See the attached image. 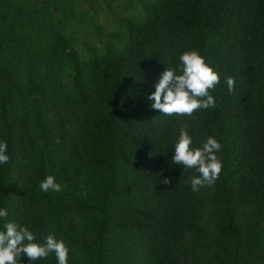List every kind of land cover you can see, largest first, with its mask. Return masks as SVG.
I'll return each mask as SVG.
<instances>
[{
	"label": "trees",
	"instance_id": "trees-1",
	"mask_svg": "<svg viewBox=\"0 0 264 264\" xmlns=\"http://www.w3.org/2000/svg\"><path fill=\"white\" fill-rule=\"evenodd\" d=\"M190 49L221 73L216 106L163 115L148 96ZM185 124L222 145L199 191L172 161ZM0 141V208L68 264H264V0H0Z\"/></svg>",
	"mask_w": 264,
	"mask_h": 264
},
{
	"label": "clouds",
	"instance_id": "clouds-1",
	"mask_svg": "<svg viewBox=\"0 0 264 264\" xmlns=\"http://www.w3.org/2000/svg\"><path fill=\"white\" fill-rule=\"evenodd\" d=\"M179 60V71L169 68L163 72L148 99L153 101L151 107L166 116H192L198 110L215 108L216 100L211 94L220 83L221 73L210 65L199 49L184 51ZM228 91H235V78L228 76L225 80ZM222 148L215 136H209L202 146H193V137L185 124L181 130L178 142L175 143V154L172 161L183 166V170L195 169L198 175L191 178L193 191H199L203 186H212L223 169V161L218 155ZM7 141H0V164H7ZM163 184H170L171 179L165 177ZM39 188L43 192H60L62 185L54 175H48L41 181ZM86 196L87 192L81 193ZM0 218L5 221L4 230H0V264H22L21 256L26 255L32 262L45 259L49 254L55 255L58 264H68L69 247L64 239H57L53 232L38 242L35 233L27 226L16 221H8V211L0 208Z\"/></svg>",
	"mask_w": 264,
	"mask_h": 264
},
{
	"label": "rangeland",
	"instance_id": "rangeland-1",
	"mask_svg": "<svg viewBox=\"0 0 264 264\" xmlns=\"http://www.w3.org/2000/svg\"><path fill=\"white\" fill-rule=\"evenodd\" d=\"M117 7V4H115V3H112L111 4V12L113 13V11L115 10V8ZM99 20H101V21H104V16L103 15H100V17H99Z\"/></svg>",
	"mask_w": 264,
	"mask_h": 264
}]
</instances>
